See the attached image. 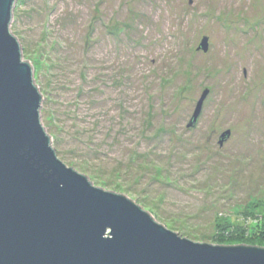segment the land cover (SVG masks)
Listing matches in <instances>:
<instances>
[{"label":"rangeland","instance_id":"obj_1","mask_svg":"<svg viewBox=\"0 0 264 264\" xmlns=\"http://www.w3.org/2000/svg\"><path fill=\"white\" fill-rule=\"evenodd\" d=\"M10 29L65 165L183 238L264 248V0H17Z\"/></svg>","mask_w":264,"mask_h":264},{"label":"water","instance_id":"obj_2","mask_svg":"<svg viewBox=\"0 0 264 264\" xmlns=\"http://www.w3.org/2000/svg\"><path fill=\"white\" fill-rule=\"evenodd\" d=\"M16 1L0 0V264H264V248L183 238L58 158L33 68L11 33ZM208 48L206 37L199 50Z\"/></svg>","mask_w":264,"mask_h":264},{"label":"trees","instance_id":"obj_3","mask_svg":"<svg viewBox=\"0 0 264 264\" xmlns=\"http://www.w3.org/2000/svg\"><path fill=\"white\" fill-rule=\"evenodd\" d=\"M260 224H262V222L261 221H258V222H254V228H256L258 225H260ZM251 225H249V227H250ZM246 230V232L248 233V230L247 229H245ZM224 231H226L225 229H224ZM225 233H227V232H225Z\"/></svg>","mask_w":264,"mask_h":264}]
</instances>
